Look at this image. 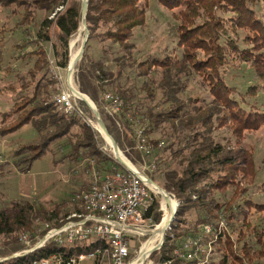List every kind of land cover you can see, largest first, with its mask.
Listing matches in <instances>:
<instances>
[{"label":"trees","instance_id":"trees-1","mask_svg":"<svg viewBox=\"0 0 264 264\" xmlns=\"http://www.w3.org/2000/svg\"><path fill=\"white\" fill-rule=\"evenodd\" d=\"M159 2L172 10L178 22L176 33L178 45L182 48L180 58L155 55L145 60L135 58L133 37L135 29L146 24L149 0H89L88 45L75 72L80 91L96 104L100 90L103 95L112 92L123 100V111L115 116L106 113L105 107L103 110L98 107L100 113L105 114L103 119L107 129L120 149L131 148L134 162L142 160L143 154L136 148L135 135L130 134L133 129L131 119L138 116L142 105L146 106V111L141 113L147 119L146 135L159 130L172 140L164 148L158 147L159 139L149 138L156 148V167L162 151L170 153L165 159L167 169L160 184L179 202L164 244L150 256L155 264H195L196 260L186 259L178 251L183 249L186 240L197 235H203L204 242L212 245L213 256L204 264L254 263L264 257V201L256 202L246 195L260 169L253 151L243 145V138L245 132L264 129V103L251 100L259 91H264V0ZM0 7H15L12 9L14 13L23 8L22 24L33 22L39 9L54 12L59 7L53 17L43 19L37 31L40 41L51 43L55 62L43 45L24 52L22 57H27L30 52L37 55L34 66L25 74H17L21 89L15 92L12 107L0 111L1 136L29 123L41 137L39 144L26 143L15 150L18 158L15 165L28 172L52 144L64 139L73 160H111L118 168L125 169L113 155L108 156L99 147L100 132L83 115L75 111L66 113L61 108L57 98L62 84L56 74L49 72L53 66L67 68L69 65L70 40L82 25V0H0ZM91 41L101 43V57L94 58L89 54ZM116 46L122 50L113 59L119 68L117 76L106 67L108 56ZM2 60L0 47V64ZM243 62L254 69L259 80L245 93L231 86L226 78L229 65ZM128 67H134L139 70V75L148 77L139 93L135 87H125L119 81L123 70ZM193 73L201 77L208 89L209 102H201L202 98L196 96H180ZM107 85L112 89L106 91ZM10 88L14 89L11 85ZM156 90L161 92L160 104L168 103L157 112L149 103L156 98ZM118 123L124 126L123 130ZM222 130L230 132L229 137L224 136L225 141L219 137ZM174 164L179 168H174ZM150 177L154 180L153 175ZM230 187H233V195L222 203L217 193L224 195ZM260 189L264 193V183ZM158 205V201L152 202L145 216L150 217ZM72 206L74 210L76 206L73 203ZM67 207L68 204L62 202L49 212L30 201L18 200L0 208V264H29L52 253L66 256L103 248L105 243L102 240L69 247L50 242L31 253L13 256L25 247L21 235L30 234L35 240L45 232L44 227L36 226V218L41 216L46 223L59 225L69 213L62 212ZM253 209L262 213L261 226L251 220ZM190 212L197 214L193 225L187 219ZM159 214L158 211L156 223ZM168 215L165 214L160 223L164 224ZM221 221L231 229L238 224L236 234L221 227ZM207 225L211 226L209 234H205ZM251 236L259 248L250 241Z\"/></svg>","mask_w":264,"mask_h":264},{"label":"rangeland","instance_id":"rangeland-1","mask_svg":"<svg viewBox=\"0 0 264 264\" xmlns=\"http://www.w3.org/2000/svg\"><path fill=\"white\" fill-rule=\"evenodd\" d=\"M12 9L16 8L12 7ZM12 9H3L0 7V47L3 51V60L0 64V111H5L12 107L15 100V92L21 89L17 74H25L34 66L37 55L30 52L27 57H22L24 52L34 51L39 47V45H43L48 51L51 60L55 62L51 43L40 41V38L37 37V31L40 29L43 19L53 17L55 12L59 10V7L56 8L54 12H46L39 9L37 10L36 19L33 22L30 20L29 23L25 24L20 22L22 19L23 8L17 9L19 11L18 13H14ZM177 24L178 22L172 15V10L164 7L159 0H149L146 24L143 27L136 28L133 37L135 44V58L145 60L153 55L159 57L170 56L172 58H180L182 56V48L178 45V36L176 33ZM83 39L84 31L82 30V27H80L79 31L73 35L70 40V56L72 50L71 42H75L74 50H77L81 47ZM106 43L109 44L110 42L108 41ZM90 45L91 46L88 49L89 54L94 58L101 57V43L98 41H91ZM121 53L122 50L116 46L113 48L112 53L108 56L109 61L106 63L107 69L112 70L116 76L119 68L113 59ZM76 70L75 66L74 82L79 88V84L75 76ZM49 72L56 74L61 81V90L58 92L61 93L65 90L72 95V90L69 87V79L67 78L68 67L59 68L57 66H53ZM226 78L227 82L231 86H236L243 93L247 92L250 85L259 82L254 69L245 62L229 65L227 67ZM147 79L148 77L139 75V70L134 67L126 68L119 77V81L122 85L125 87H135L136 93H139V88L145 81H147ZM10 85L14 89L10 88ZM104 89L109 91L112 89V86L107 85ZM103 93L104 92L100 90L97 99L98 104L93 101L98 110L99 107L103 110L106 105ZM54 94L55 93H53V95ZM160 94L161 92L156 90V98L153 101L149 100V103L154 105V111L156 112L161 111L168 105V103L160 104ZM141 96L144 97V94ZM180 96L182 98H187L189 96L200 97L202 98L201 102H209L211 100V95L208 89L203 84L201 77L197 73H193L189 76L188 86L186 90L180 94ZM72 99L76 100L79 107L83 109L85 116L87 117L86 119L89 121L88 123L96 129L94 126L96 118L91 108L81 99H75L73 96ZM251 100L264 103V91H259L256 96L251 98ZM82 102H84V104ZM145 111L146 106L142 105L138 116L131 119L133 129L130 134L132 136L135 135L136 129L145 127L147 124V119H145L141 114ZM104 115L105 114L102 115L103 118ZM139 120L142 121L140 122ZM120 128L123 130L124 126L121 124ZM220 134L221 135L219 137L221 141H225L224 136H230V132L227 130H222ZM148 138L159 139L164 143V148L172 141L171 138L167 137V135H163L159 130L149 134ZM40 139L41 137L39 133L29 123L14 132L8 133L7 135H0V208L11 205L13 201L27 200L35 203L37 206H42L44 209L51 212L56 204L66 202L68 207L64 208L62 212H70L73 209L72 199L77 193L85 190L92 183L101 180L105 175L111 174L116 168H118L111 160L101 162H96L95 160H89L86 158L73 160L70 157L71 149L67 144H65V140L63 139L52 144L50 149L46 151L45 155L33 163L28 172L21 171L20 168L15 165V162L18 159L14 154L15 150L26 143L39 144ZM98 144L104 153L108 154V156H114L111 146L107 143L101 132ZM243 145L247 149H251L253 151L256 159V165L260 169L254 184L249 186V190L246 195L251 197L256 202H262L264 201V193L260 189V185L264 183V129L245 132ZM125 150L126 151L121 149L130 162L135 164L140 170H145V174H148V176H150V174L153 175L154 180L161 185L160 183L163 180L164 172L167 169L165 159L170 154L168 150L162 151V157L159 165H157L153 171L145 169L146 167L143 164V159H137L136 162L132 160L133 153L131 152V148L129 146ZM126 152L130 156H128ZM148 161L150 162L151 158L147 159V162ZM173 167L177 169L179 168L177 164H174ZM233 191V187H230L224 195L217 193V197L222 203H225L231 198ZM171 196L175 198L173 195ZM154 201H158L159 205L157 210H153L151 216L146 218L144 223V228H146V230L163 225V223H160L161 220L165 214H169L170 212L169 205L162 195H159L150 189V204ZM176 201L178 202L177 199ZM158 211L160 212L159 222L156 223L155 217ZM196 217L197 214L195 212H190L187 216L189 224L193 225ZM250 217L253 224L258 226L263 224L262 213L253 209ZM167 218L165 220H167ZM44 223L46 222L41 216L35 219V224L38 228H43L45 225ZM236 227H238V224L234 225L233 229H231L228 225L226 226V223L224 226L226 231L233 234H236ZM148 237L149 234H139L132 238L133 244L131 260L139 253L142 244ZM250 241L255 243V241L252 240V236ZM255 247L259 248V245L255 243ZM152 253H150L147 257L144 264H155L150 258ZM212 256L213 251L209 252L206 257L210 258ZM251 264H264V257Z\"/></svg>","mask_w":264,"mask_h":264},{"label":"built area","instance_id":"built-area-1","mask_svg":"<svg viewBox=\"0 0 264 264\" xmlns=\"http://www.w3.org/2000/svg\"><path fill=\"white\" fill-rule=\"evenodd\" d=\"M103 97L106 100V113L115 116L123 111L124 103L118 95L106 92ZM57 100L66 113L78 112L87 121L83 109L68 91H62ZM118 125L121 126V123ZM135 138L136 148L143 154L145 169L153 171L156 168L154 143L146 135L144 127L136 129ZM163 144L160 141L158 147H163ZM150 158L151 161L147 162ZM132 165L130 168L124 165L125 169L116 168L111 174L77 193L72 199L76 208L61 219L59 225L46 223L43 228L45 232L35 240L30 234L21 235L20 240L25 247L13 256L31 253L50 242L69 247L102 240L105 246L92 252L66 256L52 253L29 264H130L132 238L146 230L145 211L150 207L151 189L145 170ZM220 226H224V221L220 222ZM209 233L211 226L207 225L205 234ZM211 246L210 242H204L203 235H197L186 240L183 249L178 252L186 259L196 260L195 264H204L209 260L206 256L212 252Z\"/></svg>","mask_w":264,"mask_h":264},{"label":"bare ground","instance_id":"bare-ground-1","mask_svg":"<svg viewBox=\"0 0 264 264\" xmlns=\"http://www.w3.org/2000/svg\"><path fill=\"white\" fill-rule=\"evenodd\" d=\"M82 30L84 29V26L82 25ZM75 39V38H74ZM74 45L75 42H71V56H70V63L68 65V69L69 67H71L73 69L71 78L69 79V87L72 90V96L78 99H87L88 101L90 100L89 97H87L85 94L81 93V91L79 90V88L75 85V80H74V61L80 51V47L77 50H74ZM77 46V45H76ZM94 126L96 127V129L98 131L101 132L102 136L105 138V140L107 141V143L111 146L112 151L114 153L113 147H112V141L111 139L106 135V133L99 127L97 121L94 123ZM118 157L125 162L127 165L133 167L132 163L127 159V157L125 156V154L121 151L118 154ZM162 187V186H161ZM150 188L157 194L162 195V197L165 199V201L168 203L169 205V215L168 218L166 220V222L163 225L157 226L153 229H149V230H142L140 233L142 234H149V237L144 241V243L142 244L139 253L131 260L130 264H144L145 260L147 259V257L150 255V253H152V251L158 246V244L162 241L163 237H164V232L165 230L168 228V221L171 219L172 215H173V211L176 208V199L173 198L172 196H169L166 194L165 190H162L158 185H150ZM163 188V187H162Z\"/></svg>","mask_w":264,"mask_h":264},{"label":"water","instance_id":"water-1","mask_svg":"<svg viewBox=\"0 0 264 264\" xmlns=\"http://www.w3.org/2000/svg\"><path fill=\"white\" fill-rule=\"evenodd\" d=\"M88 5H89V0H82V15H83V18H82V25L84 26V39H83V42L81 44V47H80V51L74 61V70H75V66L76 64L78 63V61H80L84 55V51H85V48H86V45H87V42H88V38H89V28H88V24H87V11H88ZM72 72H73V69L71 67H69L68 69V76L67 78L70 79L71 78V75H72ZM83 93V92H81ZM85 94V93H83ZM87 97H89L87 94H85ZM89 101L87 99H81L83 100L90 108L91 110L93 111L94 113V116L96 118V121L99 125V127L106 133V135L111 139L112 141V147H113V150H114V156L115 158L123 165H125L126 167L130 168L129 165H127L125 162H123L119 157H118V154L121 152V149L117 143V141L115 140V138L111 135V133L108 131L107 129V126H106V123L100 113V111L98 110V108L96 107L95 103L93 102V100L89 97ZM147 183L149 185H158L162 190H165L166 191V194L169 196H171L170 192L167 191L166 189L162 188L161 185H159L155 180H153L151 177L147 176ZM178 202H177V205H176V208L174 209L173 211V215L171 217V219L168 221V228H170L172 222L175 220V217H176V212H177V207H178ZM167 228V229H168ZM167 229L165 230L164 232V237L162 239V241L158 244V246L153 250H158L162 247V245L164 244V241H165V235H166V231ZM152 251V252H153Z\"/></svg>","mask_w":264,"mask_h":264}]
</instances>
